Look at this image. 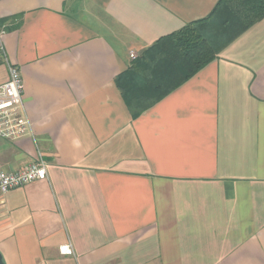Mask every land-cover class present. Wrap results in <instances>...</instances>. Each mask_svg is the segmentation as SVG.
<instances>
[{"label":"crops","instance_id":"crops-1","mask_svg":"<svg viewBox=\"0 0 264 264\" xmlns=\"http://www.w3.org/2000/svg\"><path fill=\"white\" fill-rule=\"evenodd\" d=\"M218 1L0 0L32 125L0 169H48L0 201L5 264H264V18L136 117L116 82Z\"/></svg>","mask_w":264,"mask_h":264},{"label":"trees","instance_id":"trees-1","mask_svg":"<svg viewBox=\"0 0 264 264\" xmlns=\"http://www.w3.org/2000/svg\"><path fill=\"white\" fill-rule=\"evenodd\" d=\"M264 18V0H219L211 14L162 36L116 82L136 117Z\"/></svg>","mask_w":264,"mask_h":264},{"label":"built area","instance_id":"built-area-1","mask_svg":"<svg viewBox=\"0 0 264 264\" xmlns=\"http://www.w3.org/2000/svg\"><path fill=\"white\" fill-rule=\"evenodd\" d=\"M0 55L6 59L9 71L6 82L0 84V137L16 140L30 133L32 127L25 109L24 81L19 67L8 61L3 46H0ZM47 177V161L41 151L36 161L21 169L14 171L0 169V201L10 190L34 181L45 180ZM60 251L68 255L75 252L71 243L62 245Z\"/></svg>","mask_w":264,"mask_h":264},{"label":"water","instance_id":"water-1","mask_svg":"<svg viewBox=\"0 0 264 264\" xmlns=\"http://www.w3.org/2000/svg\"><path fill=\"white\" fill-rule=\"evenodd\" d=\"M0 264H5V263L3 262V259H2V255H1V253H0Z\"/></svg>","mask_w":264,"mask_h":264}]
</instances>
